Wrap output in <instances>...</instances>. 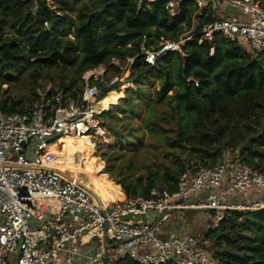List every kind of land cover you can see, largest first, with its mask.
<instances>
[{"label": "trees", "instance_id": "16d2710c", "mask_svg": "<svg viewBox=\"0 0 264 264\" xmlns=\"http://www.w3.org/2000/svg\"><path fill=\"white\" fill-rule=\"evenodd\" d=\"M167 1L57 0L51 5L48 0H0L1 112L26 114L33 109L26 108L32 98L37 105L43 104L35 88L30 97L13 94L11 87L16 82L33 84L44 72L60 69L68 73L62 100H77L83 92L85 73L100 66L114 67L113 60L125 63L134 58L130 67L134 84L144 81L156 66L158 78L163 79L160 72L166 73L156 102L168 100L174 104L176 135L169 141L170 147L190 152L206 167L221 160L226 151L238 150L248 166L264 173V52L253 58L238 43L217 35L204 39L203 30L212 23L213 13L196 17L194 1L182 0L180 14L171 18ZM260 1L264 5V0ZM187 34L193 37L182 47V53L168 52L154 66L145 62L140 50L144 36L152 47L162 40L178 41ZM174 66L182 88L168 96L175 86L171 70ZM190 78L197 80L199 87L189 84ZM4 85L8 89H3ZM57 95L53 90L47 94V109L58 106ZM122 99L127 108L136 102L131 93ZM127 108L122 106L123 110ZM146 127L161 136H166L161 130L168 131L163 126L158 130L157 124L148 123ZM134 130L131 140H138V130ZM116 135L123 139L119 133ZM73 139L76 138L62 141ZM55 153L57 157L61 154ZM101 157L106 173L127 196H147L152 189H163L157 188L158 179L172 191L181 173L189 170L181 165L176 172L168 171L159 177L150 169L145 179L131 178L133 161L125 166L126 172H119L120 154L108 150ZM204 238L214 240L213 254L223 264H264V208L232 211ZM114 264L137 263L125 260Z\"/></svg>", "mask_w": 264, "mask_h": 264}, {"label": "built area", "instance_id": "2783aa9c", "mask_svg": "<svg viewBox=\"0 0 264 264\" xmlns=\"http://www.w3.org/2000/svg\"><path fill=\"white\" fill-rule=\"evenodd\" d=\"M193 1L196 17L213 13L204 39L217 35L255 57L264 52L260 0ZM181 2L167 1L171 18L180 14ZM192 37L149 47L144 36L141 54L154 66ZM127 62L131 66L134 58ZM187 82L199 87L193 78ZM49 92L26 114L0 110V264H223L205 238L174 229L173 218L185 210L209 211L216 227L232 211L264 208V173L248 166L236 150L213 166L184 171L172 191L127 196L123 190V199L98 201L57 168L55 148L63 135L108 141L100 91L87 86L77 100L65 103L57 95L58 106L47 109Z\"/></svg>", "mask_w": 264, "mask_h": 264}, {"label": "rangeland", "instance_id": "374dc122", "mask_svg": "<svg viewBox=\"0 0 264 264\" xmlns=\"http://www.w3.org/2000/svg\"><path fill=\"white\" fill-rule=\"evenodd\" d=\"M56 1L48 0L51 5ZM177 52L182 53V49ZM252 57L255 58V55H252ZM261 57L264 58V53ZM112 66L114 67L100 66L88 71L82 76L85 82L82 91L87 86L97 87L100 91L98 99L104 102V106H107L106 111L102 115V119L104 126L109 132L108 141L97 139L91 142L90 138H80L65 143V140H60L58 148L55 151L65 154L66 150L69 152L67 155L71 158L79 156L83 163L82 171H85L83 174L80 170V172H77L78 170L74 166H67V168L63 169L67 171L71 178H74L86 188L93 189L97 184L100 191L103 190L105 196L109 198L108 201L124 198L121 185L106 173V163L103 157H101V154L108 152V150L112 153L120 154L121 159L117 162L120 166L119 172H126L125 166L128 162H134L133 168L131 169V178L143 177L145 179L148 177L150 169L161 177L168 171L176 172L181 165H184L186 169H192L201 164V160L190 156V152L188 153L179 147L175 148L169 145V141L173 140L176 135L177 117L174 104L168 100L162 103L156 102V94L164 83L166 73L160 72L163 79L158 78L156 76L158 74L156 72L158 70L156 66L144 81L134 84L130 77L131 66L128 65L127 61L123 63L113 60ZM175 68L176 66L171 67L172 80L175 82V86L168 93V96H173L176 91L182 88ZM112 80H116V82L108 86ZM67 81L68 73L66 71L62 72L60 69H52L44 72L42 78L36 83L25 82L24 84L22 82H16L11 89L15 95L25 94V96L30 97L35 88L42 101V96L52 90L57 91L58 95L62 97L63 82ZM104 82L108 83L105 85ZM3 89H8V86L4 85ZM138 92H140L141 96L138 95ZM129 93L136 98V102L127 108V104L123 102L122 98ZM62 102L65 103L68 100H62ZM49 103V101L45 102L47 106ZM37 104L38 102L32 98V103L26 104V108H35L38 106ZM125 105L127 109L123 110L122 106ZM108 111L110 113L106 115ZM148 123L157 124L158 130H160L159 126H163L168 131L161 130L160 132L166 134V136L151 132L146 127ZM134 129L138 130V140H131L133 139ZM116 133L122 135L123 139H119ZM126 138L130 139V141H123ZM81 150L84 151L83 155H81ZM226 152H232V150ZM86 157H89V160L84 159ZM96 159L97 161L94 162ZM86 172L87 174H85ZM156 185L157 188L163 189H166L167 186V184H162L161 179L156 181ZM173 222L174 229L182 233H194L201 240L205 237L207 231L214 227L210 223V212L204 210L182 211L174 216ZM208 241V246L215 251L214 240Z\"/></svg>", "mask_w": 264, "mask_h": 264}, {"label": "bare ground", "instance_id": "6f19581e", "mask_svg": "<svg viewBox=\"0 0 264 264\" xmlns=\"http://www.w3.org/2000/svg\"><path fill=\"white\" fill-rule=\"evenodd\" d=\"M99 107L103 110V111H106L107 109V106H104V102L101 100V102L99 103ZM76 138V139H80V138H89V137H76V136H69V135H63L60 140H62L63 138ZM60 140L57 142V146L55 148V151L56 149L58 148V143L60 142ZM57 161L56 162V166L57 168H59V170H62L66 175H68V177L71 178V176L67 173L66 170H64L63 168H67V166H74L78 171L77 172H80L83 174V172L85 171H82V167H83V163L81 161V158L79 156H76L74 158H71L69 157L66 153L65 154H60L58 157H57ZM80 170V171H79ZM76 171V170H75ZM87 174V172L85 173ZM90 191L94 194L95 198L99 201V200H102V201H108L109 198H107V196H105L103 190L100 191L99 187L97 186V184L95 185V187L93 189H90Z\"/></svg>", "mask_w": 264, "mask_h": 264}]
</instances>
